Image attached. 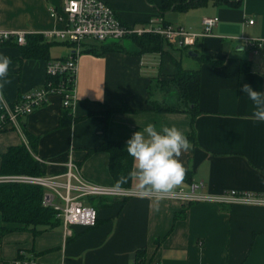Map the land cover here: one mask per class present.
I'll return each mask as SVG.
<instances>
[{"label": "crops", "instance_id": "1", "mask_svg": "<svg viewBox=\"0 0 264 264\" xmlns=\"http://www.w3.org/2000/svg\"><path fill=\"white\" fill-rule=\"evenodd\" d=\"M66 1L0 0V30L41 35L51 28L61 29L64 23L56 20L55 12H61ZM103 1L125 25L149 26L160 19L201 33L203 19L218 22L210 36L188 48L193 56H185L186 48L165 41L161 52H150L129 38L116 44L120 51L97 56L85 51L96 42L83 43L77 53L61 40L45 39L50 44V60L77 53L75 104L66 109L61 97L54 95L47 105L16 124L0 126V169L2 157L11 148L25 145L43 164L45 175L64 173L67 162L73 160L88 181L115 186L110 155L96 149L106 139L126 148L133 133L152 123L157 130L177 127L192 146L179 157L187 174L177 188L203 182L204 194L232 189L264 193V121L254 118L253 103L242 91L247 83L264 93V0H206L186 11L165 13L160 10L164 0ZM242 38L259 40L261 46L251 48ZM52 45L59 46L57 55L53 56ZM0 54L12 61L11 83L0 89V102L10 106L45 85L47 60L24 59L20 49L11 45L1 47ZM186 59L194 67L186 65ZM178 66L201 73L195 114L154 110L151 105L176 102L174 95L156 90V81L172 80ZM122 105L129 112L106 116V111ZM65 113L70 116L69 125L61 124ZM137 184L132 178L131 187ZM93 202L98 212L93 228L74 227L68 241L63 224L38 236L14 230L2 239L0 264L29 259L41 264H134L140 250L146 251V264H264V206L148 198ZM4 226L0 215V229Z\"/></svg>", "mask_w": 264, "mask_h": 264}, {"label": "built area", "instance_id": "2", "mask_svg": "<svg viewBox=\"0 0 264 264\" xmlns=\"http://www.w3.org/2000/svg\"><path fill=\"white\" fill-rule=\"evenodd\" d=\"M56 20L64 27L51 28L41 35L48 40H61L74 45L78 53L85 39L96 43H114L145 34L161 36L177 48H194L200 38L210 36L218 20L205 18L202 32L192 33L183 26L165 25L154 19L149 26L125 25L117 17L112 6L103 0H68L61 12H55ZM249 24L253 25L254 20ZM28 32L21 30H0V43L16 42L26 44ZM245 44L257 50L261 41L242 38ZM254 50L256 53L257 51ZM77 53L67 59L51 60L46 65L47 80L43 87L23 94L12 105L0 102V126L16 124L21 117L32 114L47 105L54 95H59L64 108L72 109L76 101V80L78 74ZM58 79V82L54 80ZM39 161H41L39 159ZM0 183H26L44 189L43 205L51 207L62 221L64 238L68 241L74 235V227L91 228L96 225L98 212L87 199L110 198L124 201L142 197L137 188H120L100 185L88 181L79 166L69 160L64 173L60 175H9L0 176ZM204 183H191L189 189L177 188L161 200H173L183 204L212 203L220 206H264V193L246 190H226L220 194L202 193ZM148 199H156L154 196ZM14 264H41L36 259L16 260Z\"/></svg>", "mask_w": 264, "mask_h": 264}, {"label": "trees", "instance_id": "3", "mask_svg": "<svg viewBox=\"0 0 264 264\" xmlns=\"http://www.w3.org/2000/svg\"><path fill=\"white\" fill-rule=\"evenodd\" d=\"M204 1L206 0H164L160 10L162 13L171 9L186 11L202 4ZM132 39L142 51L150 52H161L163 41H165L161 36L155 34H145L140 37H133ZM64 43L69 46H74L68 42ZM117 43L118 42L98 43L97 45L86 48L85 51L97 56H103L108 52L120 51L121 48L116 45ZM6 45L18 47L24 59L34 58L44 59L48 62L51 61L49 56L50 44L46 43L43 35H27L26 44L23 46L18 45L16 42L0 43V48ZM195 47H197V44ZM242 65V70L245 71V64ZM54 81L58 82V79ZM200 87L201 73L199 70H185L178 66V72L173 76L172 80L156 81V90H159L166 96L174 95L176 97V102H152L151 105L154 110L166 112L188 111L195 114ZM124 112H129L126 105L117 107L111 112L106 111L105 113L107 116L109 113ZM70 123V116L68 113H65L61 124L69 125ZM30 140L32 143L35 142V139L32 137H30ZM96 150L107 152L110 155V172L114 178L115 184L122 175L127 176L133 169V158L119 142L106 139ZM0 175L43 176L45 175V169L43 164L38 162L31 155L25 145H20L11 148L2 157ZM131 183L132 178L129 179L127 184L121 187L129 188L131 187ZM43 196L44 189L39 186L26 183H0V215L2 220L6 226H18L17 228L4 226L0 229V247L3 237L14 230L28 231L33 233L34 236H38L44 232L52 231L62 224V221L57 217V213L54 209L43 205ZM102 199L114 200L110 198ZM95 204L96 203L93 202L92 205L95 206ZM145 254V250L138 251L134 264H146Z\"/></svg>", "mask_w": 264, "mask_h": 264}, {"label": "clouds", "instance_id": "4", "mask_svg": "<svg viewBox=\"0 0 264 264\" xmlns=\"http://www.w3.org/2000/svg\"><path fill=\"white\" fill-rule=\"evenodd\" d=\"M11 63L9 57L0 55V89L11 83L8 79ZM242 91L253 103L254 118L264 121V93L253 90L247 83ZM191 147L177 127L163 126L157 130L154 124H147L143 131L133 133L127 140L126 150L134 166L127 176L122 175L116 181L115 187L120 189L130 178H135L142 197L163 199L184 182L187 170L179 157Z\"/></svg>", "mask_w": 264, "mask_h": 264}, {"label": "rangeland", "instance_id": "5", "mask_svg": "<svg viewBox=\"0 0 264 264\" xmlns=\"http://www.w3.org/2000/svg\"><path fill=\"white\" fill-rule=\"evenodd\" d=\"M92 42H96V41H94L93 39H85L84 40V43H92ZM56 45H52V47H51V51H52V49H54V51L52 52L53 53V56L54 55H57V53H59V46H56ZM184 51V54H185V56H190L189 54H190V51L187 49V50H183ZM188 60V61H187ZM188 62V63H187ZM185 64L186 65H191V66H193L194 67V65H195V63L193 62V61H190V59H186V62H185ZM94 200H96V199H87V201L89 202V204L90 205H92L93 204V201Z\"/></svg>", "mask_w": 264, "mask_h": 264}, {"label": "water", "instance_id": "6", "mask_svg": "<svg viewBox=\"0 0 264 264\" xmlns=\"http://www.w3.org/2000/svg\"><path fill=\"white\" fill-rule=\"evenodd\" d=\"M190 56H193V54H192V52H190V54H189Z\"/></svg>", "mask_w": 264, "mask_h": 264}]
</instances>
